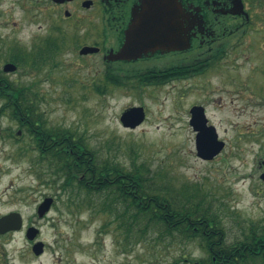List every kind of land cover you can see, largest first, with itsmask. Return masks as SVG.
Returning <instances> with one entry per match:
<instances>
[{
    "label": "rangeland",
    "instance_id": "374dc122",
    "mask_svg": "<svg viewBox=\"0 0 264 264\" xmlns=\"http://www.w3.org/2000/svg\"><path fill=\"white\" fill-rule=\"evenodd\" d=\"M53 4L0 0V71L12 85L31 88L42 127L67 130L99 158L129 169L145 162L156 183L165 187L170 180L175 194L195 189L209 194L206 204L221 218L228 243L242 238L251 224L264 227V107L254 104L259 98L230 86L220 91L215 74L207 84L200 76L160 85L116 84L97 57L79 52L99 36L98 7ZM34 49L44 52V64L15 62L16 71H3L17 51ZM118 70L110 68L116 77ZM7 103L0 96V216L19 212L24 228L0 235V264H200V259L209 264L199 237H172L144 225L142 232H132L125 222H115V214L104 211L107 196L70 183L61 160L44 153L25 130L17 133L24 125ZM195 104L205 106L226 141L211 160L197 155L190 124ZM131 106L146 110L145 121L134 129L120 119ZM45 197L54 203L40 217L37 208ZM30 226L40 229L34 240L26 235ZM38 241L45 243L42 254L33 250Z\"/></svg>",
    "mask_w": 264,
    "mask_h": 264
},
{
    "label": "trees",
    "instance_id": "16d2710c",
    "mask_svg": "<svg viewBox=\"0 0 264 264\" xmlns=\"http://www.w3.org/2000/svg\"><path fill=\"white\" fill-rule=\"evenodd\" d=\"M16 54L18 57L11 60L18 65L30 61L35 64L45 63L41 49L31 53L21 50L14 55ZM0 93L6 97L13 116L21 124H26L30 133L38 132L37 136L42 137L38 140V146L43 152L55 157L52 159L62 161L70 183L77 182L91 195L98 193L107 196L103 202L104 211L113 212L115 222L116 219L120 221V225L125 222L132 232H142L139 227L144 225L158 228L172 237H199L201 245L210 256L209 264H264V227L251 224L242 231V238L228 243L221 218L210 204H206L209 194L202 193L200 189H195L194 192L182 190L180 194H175L170 180L165 187L156 183L157 177L151 175V169L145 162L129 169L109 159L99 158L87 143L67 130L43 128L31 88L23 89L12 85L1 71ZM66 140H70L72 144L60 145L56 142ZM123 207L124 210L121 211ZM199 263L203 264L201 259ZM205 264L208 263L205 261Z\"/></svg>",
    "mask_w": 264,
    "mask_h": 264
},
{
    "label": "flooded vegetation",
    "instance_id": "af4514ba",
    "mask_svg": "<svg viewBox=\"0 0 264 264\" xmlns=\"http://www.w3.org/2000/svg\"><path fill=\"white\" fill-rule=\"evenodd\" d=\"M85 1H54L53 7L72 2L83 6ZM90 1L92 3L87 9L98 7L100 10L99 36L93 44L81 45L79 52L84 46L96 47L97 50L80 55L97 57L110 73L105 75L106 78L122 84L139 81L141 84L160 85L200 76L207 84L210 76L215 74L220 91L228 90L226 86L238 93L250 90L259 98L254 102L255 106L264 107V0H179L182 23L189 38L188 48L161 49L140 57L118 55L133 21V8L141 0ZM66 12L71 16L69 9ZM44 43L42 39L40 45ZM147 62L154 63L143 68L142 64ZM114 67L119 69L118 77L111 74L110 68ZM208 124H213L210 119ZM25 127L26 124L17 133L20 135L25 130L32 141L39 144L42 137L37 136L38 132L30 133ZM56 142L72 144L70 140Z\"/></svg>",
    "mask_w": 264,
    "mask_h": 264
},
{
    "label": "water",
    "instance_id": "95a60500",
    "mask_svg": "<svg viewBox=\"0 0 264 264\" xmlns=\"http://www.w3.org/2000/svg\"><path fill=\"white\" fill-rule=\"evenodd\" d=\"M63 2L66 0H54ZM91 1L83 3L89 7ZM69 15V13L67 12ZM133 21L126 32V41L119 52V57L142 56L157 50H177L188 48L189 38L186 35L182 23V7L179 0H141L139 5L133 8ZM97 50L93 46H84L81 53H88ZM17 69L14 62H7L3 66L5 72H12ZM190 124L196 131L197 155L205 160H211L225 148V141L219 138L215 125L208 124V117L204 106L194 105L191 110ZM146 118V111L143 106H132L127 108L121 115V121L125 127L136 128ZM264 179V173L261 174ZM54 203L53 197H45L38 206V215L43 217ZM23 226V217L19 212L13 211L0 216V233L11 230H19ZM40 229L30 226L27 236L30 239L36 238ZM45 243L38 241L34 244L33 250L36 254L44 252Z\"/></svg>",
    "mask_w": 264,
    "mask_h": 264
},
{
    "label": "bare ground",
    "instance_id": "6f19581e",
    "mask_svg": "<svg viewBox=\"0 0 264 264\" xmlns=\"http://www.w3.org/2000/svg\"><path fill=\"white\" fill-rule=\"evenodd\" d=\"M34 263L36 262V261H33Z\"/></svg>",
    "mask_w": 264,
    "mask_h": 264
}]
</instances>
